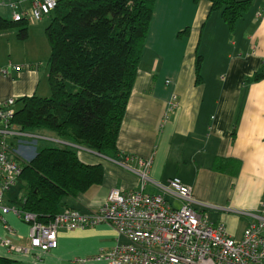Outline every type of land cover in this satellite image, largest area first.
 Returning a JSON list of instances; mask_svg holds the SVG:
<instances>
[{
	"label": "crops",
	"instance_id": "1",
	"mask_svg": "<svg viewBox=\"0 0 264 264\" xmlns=\"http://www.w3.org/2000/svg\"><path fill=\"white\" fill-rule=\"evenodd\" d=\"M19 1L4 0L0 7L13 19L12 5ZM188 1L184 10L191 5L195 13L191 26L184 28L191 30L190 36L179 38L183 27L174 29V24L172 37L164 34L163 27L159 34L154 33L149 44L152 28L156 30L158 23L157 1L118 137V153L101 155L72 139L58 137L60 144L75 150L83 162L102 164L105 171L101 185H94L77 198L66 197L60 213L71 210L90 215L104 205L114 189L143 190L164 197L178 208L184 202L170 188V181L177 178L192 188L191 205L211 223H223L233 238L241 240L255 222L264 196V80L251 85L245 80L264 65V0H252L250 11L233 31L222 15L216 14V26L221 28L216 27V65L223 62L215 70L204 69L199 83L196 39L214 12L209 1L204 0L202 4ZM25 9H30L28 3L20 4L17 12ZM168 17L170 21L173 18L168 14L165 20ZM47 20L50 23L47 17L29 24L28 38L24 41L15 30L0 33V68L5 69L9 64L22 66L20 72L11 70L9 75L0 74V105L9 99L51 95L48 82L51 52L46 38L49 24H40ZM223 24L230 31L225 42L228 48L221 33L225 29ZM204 61L205 57L203 64ZM38 132L29 133L32 135L29 137L9 138L11 148L18 151L23 164L38 154L34 148L38 140L51 141L50 136L42 137ZM225 159L241 162L237 175L216 169L218 161ZM149 161L151 165L144 181L139 174L143 171L141 164ZM234 169L235 166L228 171ZM30 229V224L15 212H0V255L19 264H79L123 242L113 228L102 225L60 229L57 248L48 252L14 253L2 245L9 240L15 246L30 248Z\"/></svg>",
	"mask_w": 264,
	"mask_h": 264
},
{
	"label": "trees",
	"instance_id": "2",
	"mask_svg": "<svg viewBox=\"0 0 264 264\" xmlns=\"http://www.w3.org/2000/svg\"><path fill=\"white\" fill-rule=\"evenodd\" d=\"M157 1L59 0L46 29L51 49V95L18 99L11 125L22 131L50 130L101 155L115 156ZM206 1L211 3L212 12H221L232 31L252 7V0ZM29 24L28 18L16 21L0 14V33L15 30L22 41L28 38ZM190 34L188 28L178 37ZM202 67L203 56L198 55V83ZM263 80L264 65L245 83ZM240 167L241 162L235 159L216 164L218 171L234 176ZM104 177L102 164L83 162L75 150L46 147L21 164L22 197L10 203L36 215L38 222L49 224L60 214L66 197H79L101 185ZM0 264L19 263L0 255Z\"/></svg>",
	"mask_w": 264,
	"mask_h": 264
},
{
	"label": "built area",
	"instance_id": "3",
	"mask_svg": "<svg viewBox=\"0 0 264 264\" xmlns=\"http://www.w3.org/2000/svg\"><path fill=\"white\" fill-rule=\"evenodd\" d=\"M31 2L29 10L14 11L13 18L21 21L29 14L35 22L41 21L57 7L58 0H24ZM4 0H0V4ZM19 4H13L17 8ZM20 70V67H16ZM4 72L0 70V73ZM14 101L0 106V206L4 191L8 190L20 175V166L12 156L5 139L12 132L9 121L15 110ZM140 176L147 180L149 162H142ZM170 188L184 202L174 207L158 195L144 192L122 194L113 190L107 202L96 212L82 215L66 211L58 215L49 225L36 221L35 215L14 207V211L31 227L32 245L42 251L57 247V234L60 229L98 227L107 225L113 228L123 242L110 250L101 251L95 261L108 264H264V197L261 209L254 223L250 224L244 237L237 240L230 236L223 223L214 226L207 216L192 207L193 191L180 179H172ZM144 189V187H143ZM4 212L10 209L3 207ZM8 245V244H6ZM16 252L22 248L11 247ZM81 260L80 264H86Z\"/></svg>",
	"mask_w": 264,
	"mask_h": 264
},
{
	"label": "rangeland",
	"instance_id": "4",
	"mask_svg": "<svg viewBox=\"0 0 264 264\" xmlns=\"http://www.w3.org/2000/svg\"><path fill=\"white\" fill-rule=\"evenodd\" d=\"M203 1L204 0H200L199 1L200 4H202ZM186 4H189L188 0H159V5L156 11L158 23L156 25V30H153L152 28V33L149 37V44H150V41L153 40L154 33L158 32L159 34V31H161L163 27H164V34L167 33L169 37H172L174 35V32L171 31V29L173 28L174 24H175L174 29L178 27H183L182 29L179 30V32L183 31L184 28L191 26V23L195 17L194 7H192L191 5H188L185 11L184 8ZM0 14L5 18L12 19L11 15L7 12V10L2 9L1 7H0ZM168 14H170V16H173L171 21L169 17L167 18V20H165V17L168 16ZM216 14H221V12L212 13V17L210 18L209 23L206 24L202 32L201 30L199 31V34L196 39L197 42H196L195 47H196L197 57L198 55H202L203 57H205L202 71H204V69L206 71L215 70L216 67L219 64H222L223 62L221 61L216 65V48H217L216 47V27L218 28V30L221 29L220 26H216ZM29 20H30V24H33V22H35L32 19H30V17H29ZM40 24H49V20L43 21ZM223 26L225 27V29L221 33L225 40L224 46L225 48H228L227 43L225 42H226V38L230 36V31L228 29L227 24H223ZM47 42H48V38H47ZM49 49H50V46H49ZM50 52H51V49H50ZM146 55H147V52H146ZM12 65L19 66V65H14V64ZM20 67L22 69V66ZM48 82H49V79H48ZM38 133L42 137H46V135L50 136V140H51V141H46L45 139L38 140V144L34 146V148L37 149L38 152L46 147H62V148L67 147L66 145L60 144V142L58 141L59 138L56 136L54 132L50 130H40ZM67 148L70 149L71 147H67ZM18 181L19 179L16 180L15 184H13L9 188V190L6 191V193L9 191L10 192L7 195L5 193L6 195V201L4 203L5 206L3 205V203L1 206L8 207L10 209L16 207V206L9 207V205L11 204H7V203H9L10 201L16 200L17 197L18 199L22 197V191H21L22 181H19V182ZM3 202H4V197H3ZM89 264H107V263L92 261Z\"/></svg>",
	"mask_w": 264,
	"mask_h": 264
},
{
	"label": "bare ground",
	"instance_id": "5",
	"mask_svg": "<svg viewBox=\"0 0 264 264\" xmlns=\"http://www.w3.org/2000/svg\"><path fill=\"white\" fill-rule=\"evenodd\" d=\"M58 2H59V0L57 1V5H58ZM19 3H28L29 5H30V7H31V2L30 1H28V2H24V0H21V1H19L18 2V4ZM2 4V3H1ZM12 8H13V5H12ZM13 10L14 11H17V8H13ZM25 10H28V9H25ZM13 14H14V12H13ZM50 15H48V16H45L43 19H45V18H47V17H49ZM29 17H30V19H32V17L29 15V14H26V16L24 17V18H28L29 19ZM14 19V18H13ZM42 19V20H43ZM33 20V19H32ZM34 21V20H33ZM16 67H20V66H13L12 64H9V66L7 67V68H5V69H1L0 68V70H2V71H4V72H1L0 74H6V75H9V73H10V71L11 70H15V71H17V72H20L22 69H21V67H20V70H17L16 69ZM10 100H13L14 101V104H13V109L15 110V107H16V100L15 99H9V100H7L6 102H9ZM6 102H4L3 104H1L0 106H2V105H4ZM2 121L0 120V128L2 127ZM9 129L12 131L11 133H10V135H8L7 137H6V139H5V141H6V143H7V145H8V147H9V149H10V151H14L15 152V155L14 156H12L13 158H14V160L18 163V165L20 166V170H21V164H23L22 162H20V159H19V154H18V151L16 150V149H12L11 148V145H10V143H9V138H17V137H19V138H23V137H29V136H32L31 134H29V133H31L30 131H22V130H16V128H14L12 125H11V120L9 121ZM16 131H18V132H16ZM3 137L2 136H0V141H1V139H2ZM21 173V172H20ZM20 176V175H19ZM19 176L16 178V180H18L19 179ZM1 178H0V183H1ZM16 182V181H15ZM15 184V183H14ZM9 190V189H8ZM114 190H117V191H119V192H121L120 190H118V189H114ZM7 191V190H6ZM6 191H4V193H3V196H2V203H3V197H4V195H5V193H6ZM113 191V190H112ZM111 191V192H112ZM110 192V193H111ZM130 192H144L143 190H141V191H130ZM130 192H121L122 194H128V193H130ZM110 193H109V195H110ZM145 193V192H144ZM147 194V193H146ZM109 195H108V197H109ZM108 197H107V199H108ZM264 197V196H263ZM166 200V199H165ZM167 201V200H166ZM193 201V200H192ZM106 202H107V200H106ZM105 202V203H106ZM168 202V201H167ZM104 203V204H105ZM192 203V202H191ZM171 204V203H170ZM172 205V204H171ZM175 207V206H174ZM193 207V206H192ZM8 208V207H7ZM179 208V207H178ZM194 208V207H193ZM10 209V208H9ZM20 210L21 211H23V212H26L25 210H23L22 209V207L20 206ZM10 211H12V209H10ZM9 211V212H10ZM71 211V210H70ZM197 211V210H196ZM0 212H2V213H6V212H4L3 211V206H0ZM14 212V211H13ZM72 212H76V211H72ZM8 213V212H7ZM26 213H29V214H32V213H30V212H26ZM200 213V212H199ZM60 214H62V213H60ZM59 214V215H60ZM202 215H204L203 213H201ZM32 215H34V214H32ZM58 216V215H57ZM56 216V217H57ZM206 216V215H205ZM20 217V216H19ZM35 217H36V215H35ZM24 222H26V223H28V224H30V226L32 227V225H33V222H28L24 217H20ZM55 220V219H54ZM36 221L38 222V220H37V217H36ZM52 222H54V221H52ZM51 222V223H52ZM40 223V222H39ZM51 223H49V224H51ZM211 223V222H210ZM49 224H46V225H49ZM211 224H213V223H211ZM214 226H216V224H213ZM102 226V225H101ZM99 227V226H98ZM86 228H96V227H86ZM77 229H80V228H77ZM73 230H75V229H73ZM59 232V231H58ZM229 234V233H228ZM230 235V234H229ZM231 236V235H230ZM6 244H8V245H6ZM2 245L3 246H5V247H7V249H9V251H11V252H14V253H22V254H24V253H28L29 251H34V250H39V251H41V252H48V251H50V250H52V249H50V250H48V251H42V250H40V249H38V248H34V246L32 245V238H31V229H30V248H23V247H19V246H15V245H13L12 243H11V241H9V240H5V241H3L2 242ZM57 246H58V234H57ZM11 247H18V248H22L24 251H21V252H16V251H14V250H11ZM57 248V247H56ZM56 248H53V249H56ZM108 250H110V249H108ZM102 251H104V250H102ZM101 252V251H100ZM99 252V253H100ZM98 253V254H99ZM96 256V255H95ZM95 256L93 257V258H90V259H86L88 262L89 261H95L94 260V258H95ZM96 262H98V261H96ZM101 262H105V261H101ZM107 263V262H106ZM80 264V263H79ZM108 264V263H107Z\"/></svg>",
	"mask_w": 264,
	"mask_h": 264
}]
</instances>
